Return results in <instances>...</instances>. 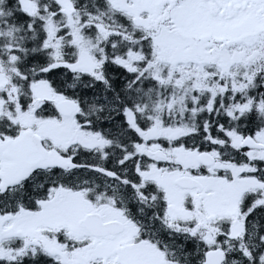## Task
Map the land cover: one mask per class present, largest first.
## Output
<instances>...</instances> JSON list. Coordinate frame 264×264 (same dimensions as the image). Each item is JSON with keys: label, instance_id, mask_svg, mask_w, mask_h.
I'll return each mask as SVG.
<instances>
[{"label": "snow or ice", "instance_id": "snow-or-ice-1", "mask_svg": "<svg viewBox=\"0 0 264 264\" xmlns=\"http://www.w3.org/2000/svg\"><path fill=\"white\" fill-rule=\"evenodd\" d=\"M0 264H264V0H0Z\"/></svg>", "mask_w": 264, "mask_h": 264}]
</instances>
